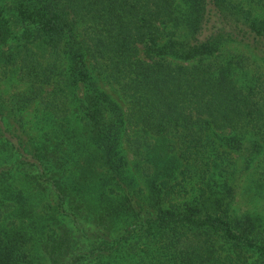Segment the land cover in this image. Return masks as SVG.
Masks as SVG:
<instances>
[{
	"label": "trees",
	"instance_id": "16d2710c",
	"mask_svg": "<svg viewBox=\"0 0 264 264\" xmlns=\"http://www.w3.org/2000/svg\"><path fill=\"white\" fill-rule=\"evenodd\" d=\"M263 13L0 0V264H264Z\"/></svg>",
	"mask_w": 264,
	"mask_h": 264
},
{
	"label": "rangeland",
	"instance_id": "374dc122",
	"mask_svg": "<svg viewBox=\"0 0 264 264\" xmlns=\"http://www.w3.org/2000/svg\"><path fill=\"white\" fill-rule=\"evenodd\" d=\"M3 86H4V84L3 83H0V88H3ZM23 87H24L23 84L18 83L13 88L10 87V86L7 88V85H6V88H4V89H7V91L9 92V91H11L13 89H22ZM110 93L113 96H116L117 97L116 92L110 91ZM117 99H118V97H117ZM121 147H122V151L124 152V154L126 155V157L129 159V162L128 163H130V158H131L130 152L126 148L124 142H121ZM130 170H131V168H130ZM252 196L253 195L250 192L243 191L241 186L239 188H237V191H236V194H235V197H234V201L232 203L235 211H240V210H249V211H251L253 208L260 209L261 210L260 204Z\"/></svg>",
	"mask_w": 264,
	"mask_h": 264
}]
</instances>
